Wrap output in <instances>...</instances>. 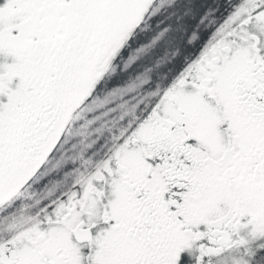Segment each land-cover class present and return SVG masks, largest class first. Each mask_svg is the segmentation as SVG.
Instances as JSON below:
<instances>
[{
	"label": "snow or ice",
	"instance_id": "6c2138e0",
	"mask_svg": "<svg viewBox=\"0 0 264 264\" xmlns=\"http://www.w3.org/2000/svg\"><path fill=\"white\" fill-rule=\"evenodd\" d=\"M0 264H264V0H0Z\"/></svg>",
	"mask_w": 264,
	"mask_h": 264
}]
</instances>
